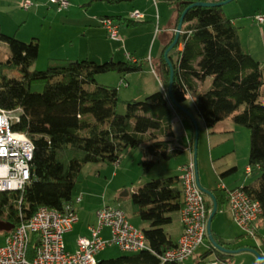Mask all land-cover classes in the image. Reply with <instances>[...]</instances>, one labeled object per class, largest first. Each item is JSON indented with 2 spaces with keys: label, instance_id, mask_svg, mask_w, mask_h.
Segmentation results:
<instances>
[{
  "label": "trees",
  "instance_id": "obj_1",
  "mask_svg": "<svg viewBox=\"0 0 264 264\" xmlns=\"http://www.w3.org/2000/svg\"><path fill=\"white\" fill-rule=\"evenodd\" d=\"M105 1L121 4L135 0ZM170 2L178 5L179 21L188 10L179 42L168 55L174 71L173 84L170 87L171 68L164 54L175 35L158 64L163 90L143 100L123 102L118 87L101 85L96 79L111 72L122 76L139 72L141 64L130 60L102 64L90 60H51L45 70H37L34 66L40 52L38 40L24 43L6 35L0 26V53L1 45L9 48L8 58L0 61V109L20 111L13 130L26 134L34 146L31 180L24 191L0 192V222L17 228L30 221L41 207L63 211L74 201L86 166L119 164L128 150L143 151L146 172L160 160H172L180 152L171 149L175 142L172 105L175 102L183 106L191 97L195 118L203 121L209 131L228 120L250 131L249 166L258 177L240 189L261 203L260 221H264V65L243 49L239 29L222 7L190 8L205 0ZM126 22L133 27L139 25L131 20ZM181 45L183 49L179 50ZM207 80L211 81L209 87H205ZM34 84L43 85V91L33 92ZM121 104L126 109L124 114L118 113ZM195 139L192 124L193 149ZM212 193L218 214L228 202L229 191L218 189ZM130 199L137 208L136 216L147 225L142 231L149 250L98 264H177L163 262L161 256L178 244L166 227L173 224L185 205L180 176L152 179L132 193ZM205 203L210 214L214 205L207 195ZM212 233L219 246L231 245ZM37 246L38 238L32 236L31 258ZM211 254L220 262L233 257L211 246L202 259Z\"/></svg>",
  "mask_w": 264,
  "mask_h": 264
},
{
  "label": "crops",
  "instance_id": "obj_2",
  "mask_svg": "<svg viewBox=\"0 0 264 264\" xmlns=\"http://www.w3.org/2000/svg\"><path fill=\"white\" fill-rule=\"evenodd\" d=\"M15 1L20 2L22 0H0V26L2 31L7 35L15 36L24 41H26V39L38 40L40 45V52L38 60L34 66L35 69H44L48 67L51 60H90L102 64L109 61L127 62L129 61L128 55H130V61H135L136 63L141 64L143 68L139 72L127 74L125 76L117 73L119 76L114 78L113 84L115 83L114 85H118V83L120 82V96L125 97L127 101L143 100L147 96L163 90V85L157 73L158 64L160 58L162 57L164 48L172 41L179 23L178 5L171 4V0H135L133 3L121 4H111L105 0H69L71 6L66 11H59V9L56 7V9L52 8L49 5L44 4L43 0H33L34 5L32 7H34V12H29L23 17V20H20L18 18L17 13H15L14 11H10V5H13ZM183 1L189 2L191 0ZM205 1L220 3L224 0ZM261 7L260 12L255 15L254 19H257L256 17L259 16L264 17V6ZM6 9H8L9 11L4 12L3 10ZM136 11L145 16L144 20H137L132 18V14ZM118 17H120L121 19H118ZM103 18H113V20L119 24L120 30L118 40L110 41L109 39H107L102 29L103 27L100 23V20ZM126 20L139 22V25L135 27L129 26ZM24 23H28V25L26 26V31L22 33L23 28L21 25H23ZM233 23L235 24L234 21ZM259 23L260 22L258 21V24ZM260 24V26L264 25V23ZM58 27H61L62 31H60ZM254 29L256 30L257 34H259L260 32L262 33V37L264 40V26L263 29H260L261 31L256 28ZM76 30H79L80 35L82 34V36L75 35L74 31ZM144 31H149V35H142V32ZM43 37L47 38L48 44H43ZM83 37H86V39H83ZM154 38H156V42H160L156 53H154V47L152 48V50L150 47V44L153 42ZM241 44L243 49L247 53H249L256 61L264 65V41H262L261 37L260 43H258L260 45L259 51L256 49L257 44L256 48H247L243 45L242 40ZM141 45H143L142 50ZM4 48L7 51L6 47ZM182 49L183 46L181 45L179 47V50ZM7 55L9 54L7 53ZM111 73L116 74V72ZM208 81L210 82V80H207V82L205 83V87H207ZM172 109L175 141L177 139L176 126L178 125L183 129L185 139L187 138L188 142L191 143L192 124L194 125L192 118L188 116L189 120L187 122L185 121V117L183 116V114L179 112L176 107L172 105ZM183 113L186 114L185 112ZM225 122L219 123L213 129V131H209L201 120L199 121V123L197 122V124L198 126L204 125L206 130L210 132V136H212L215 134V131L225 132L226 129H228V131L230 129H234V125H224ZM171 149H178L180 152L176 157L181 160L184 159L182 163L177 164V166L172 170L173 172H169L170 176H179L180 166L189 163L191 159L195 162L194 152L190 150L189 147V150H186L189 151V153L187 152V154L189 155L186 159L185 156L187 154L183 148L172 145ZM224 160L225 159H220L222 167V172H220V175L223 179H228L224 180L223 184H219V186L224 185L227 190H234L243 188L244 186L253 182L247 180L245 181L239 176L234 177V173L237 172L238 169L242 168V165H246L247 159L245 161H240L239 159L231 161L228 159L225 162ZM247 167H250L249 158ZM246 170L247 168L245 169V173L247 176L255 175L254 173L247 174ZM101 175L102 174L98 172L99 178L101 177ZM199 182L200 185L208 189L209 182L205 173H203V177L201 176V179L199 178ZM219 186L216 190L220 189ZM138 189L139 188L132 190L131 192H127L126 196L118 197V199H116V202L120 203L125 199H127V201L131 200L130 195ZM89 198L90 197H88L87 201L81 198V202L74 205L75 211L78 215V222L74 224L72 230L65 235L66 250L69 252H74L76 250L77 240L80 237L89 238L91 236L90 227L96 225L97 223V211L99 209L97 208L96 210H93L92 208H89ZM106 198H104V200ZM120 198H123L124 200H120ZM224 207L229 208V202L225 203L222 206L221 210ZM136 211L134 212L135 216ZM228 214L231 215V213ZM174 219L178 222L179 225L176 240V242L178 243L183 231V226L181 223V213L177 214ZM128 220L132 226L139 230H144L145 228H147V225L144 222L132 224L129 218ZM260 224L261 221L258 223V233H260ZM212 231H214L215 235L218 236L224 243L231 244L227 245L228 249L235 250V240H233L230 234L216 232L213 229ZM4 236L6 240L7 235L4 234ZM101 236L104 240H110L111 229L108 227L104 228ZM211 246L212 244L210 243L207 251L211 248ZM238 247L244 248L250 246L242 245ZM100 254L101 253H99L98 256ZM204 255H202L200 258L201 260H199L195 264L203 263L201 261H203L204 258L202 259V257ZM232 258L233 257H231L227 262H224V264H230ZM98 261L100 262L101 260Z\"/></svg>",
  "mask_w": 264,
  "mask_h": 264
},
{
  "label": "built area",
  "instance_id": "obj_3",
  "mask_svg": "<svg viewBox=\"0 0 264 264\" xmlns=\"http://www.w3.org/2000/svg\"><path fill=\"white\" fill-rule=\"evenodd\" d=\"M47 1L55 5L59 11H66L71 6L69 0ZM20 6L28 11L33 3L24 1ZM132 18L144 20L145 16L136 11ZM257 19L264 23V17L259 16ZM100 23L110 39L118 40L120 26L117 22L111 18H103ZM128 59L131 60L130 55ZM19 112L0 109V192L24 191L31 180L33 143L26 134L13 130V125L19 121ZM190 150H194L191 143ZM246 172L253 173L252 167H248ZM179 176L185 204L181 212L183 231L177 246L167 250L161 256V260L186 264L208 239L210 214L207 211L205 194L198 186L194 160L179 167ZM219 188L227 190L224 185H220ZM227 191L234 222L246 236L257 237L258 223L263 215L261 203L251 199L241 189ZM80 202L81 198H78L66 205L63 211L41 207L30 221L14 228L6 236L4 245L0 246V264H98V254L107 247L116 245L125 254L149 250L143 231L130 224L120 207L104 206L97 211L96 225L90 227L91 236L80 237L76 250L67 251L65 235L78 222L74 205ZM107 227L111 229L110 240H104L101 236L103 229ZM32 236L38 238V246L34 257L31 258Z\"/></svg>",
  "mask_w": 264,
  "mask_h": 264
},
{
  "label": "rangeland",
  "instance_id": "obj_4",
  "mask_svg": "<svg viewBox=\"0 0 264 264\" xmlns=\"http://www.w3.org/2000/svg\"><path fill=\"white\" fill-rule=\"evenodd\" d=\"M27 1V0H25ZM30 1V0H28ZM227 1V0H224ZM222 1V2H224ZM24 2L15 1L11 6L10 11H14L17 13L18 18L23 20V17L27 15L29 12H34V7L30 8V10H24L21 8L20 4ZM30 2L33 3V0ZM211 2V1H209ZM35 3V2H34ZM43 3L49 5L52 8L56 6L50 4L47 0H43ZM214 3V2H211ZM34 5V4H33ZM264 6V0H234L223 6V10L225 14L231 18L236 27L239 29V36L242 40V43L247 48H256L259 51L260 45V37L263 40V35L260 32L256 33V29H263L261 24H258V19H254L255 15L260 12V7ZM57 8V7H56ZM55 8V9H56ZM263 8V7H261ZM4 12H8L9 10H3ZM258 18V17H256ZM257 22V23H256ZM28 23H24L22 26L23 32L26 31ZM60 31H62L61 27H58ZM102 28V27H100ZM107 39H110L105 31L102 28ZM75 35L79 36L80 31H74ZM144 33V34H143ZM7 35V34H6ZM142 35L148 36L149 31L142 32ZM10 36V35H8ZM49 36V34H48ZM82 36V34L80 35ZM17 38V37H16ZM18 40L24 43H30L32 39H26V41L17 38ZM86 39V37H83ZM43 44H48V40L46 37H43ZM160 42H156V38L153 39V42L150 44L151 50L154 47V53H156L157 48L159 47ZM2 52L0 53V61H4L8 58L9 48L8 46L1 45ZM7 51L5 50V48ZM143 49V45H141V50ZM75 62V61H72ZM47 68V67H46ZM37 69V70H45ZM119 75L116 73H106L97 76V82L101 85L107 86H115L114 78ZM102 77V78H101ZM211 82V81H210ZM208 81L207 87L210 85ZM43 85L34 84L32 86L33 92H42ZM123 102H126L127 99L125 97L120 96ZM185 110L191 114L192 117L195 118V111L193 108V100L192 97L182 106ZM126 111L124 104H121L118 108V113L124 114ZM15 116V115H13ZM185 121L188 122V115L184 116ZM195 120L199 123L200 120ZM234 125L233 130L226 129L225 132H217L210 136V132L206 130L203 126H198L199 128V138H198V147H197V163H198V175L201 179L203 177V173L206 174L207 180L209 182V187L206 189L207 191H214L218 188L219 184H223L224 180L228 178H222L220 172H222L221 161L220 159L235 161L239 159L240 161H245L247 159L246 165H242V168L238 169L237 172L234 173V177L239 176L243 180L254 181L258 176L255 174L254 176H247L245 173V169L248 168V158L250 156V131L241 126H236L231 121H226L224 125ZM188 125V124H187ZM176 126V125H175ZM177 139L173 143V145L183 148L185 151L190 147V143L187 138L185 139L183 129L176 126ZM183 136V137H182ZM189 153V151H186ZM194 152V150H193ZM189 154L185 157L187 159ZM146 158L144 157V153L141 149L128 150L124 153L120 164L110 165V164H101V165H93L90 164L84 168L82 171L79 182L74 192V201L81 197L83 200L87 201L88 197V206L93 210L101 209L104 206H119L130 219L132 224L142 223V220L135 216L134 212L137 210L135 205L131 202V200L121 201L120 203L116 202V199L120 196H126L127 192H131L137 188L144 186L147 182L152 179L168 177L170 176L169 172H173L172 170L184 161L178 159L177 157L173 158L170 161L160 160L157 162L154 168H151V171L146 172L143 167V163ZM192 161V159H191ZM190 161V162H191ZM189 162V163H190ZM186 163V164H189ZM205 164V165H203ZM98 172L101 173V177L99 178ZM201 182V181H200ZM210 189V190H209ZM107 197V198H106ZM104 198H106L104 200ZM229 209V210H228ZM230 213V208L224 207L220 212H218L216 218L213 220L212 229L216 232H220L223 234H230L233 238L235 250H244L242 252L234 254L232 261L230 264H260L258 256L252 251L256 250L259 256L263 260L264 264V221L261 222V226L259 228V232L257 237H249L246 236L245 233L236 225ZM231 216V218H230ZM179 229L178 222L174 219L172 225L166 227V232H168L174 241L177 240V230ZM5 236L4 233H0V246L4 244ZM210 241L206 239L204 243L196 250L194 256L186 263V264H195L198 262L202 255H204L209 247ZM250 246L240 248L238 246ZM73 250V249H72ZM123 253L118 246L107 247L101 254L97 257V260H110L116 259L123 256ZM224 264V262L217 261V257L215 254H211L203 259V263L200 264ZM229 264V263H225Z\"/></svg>",
  "mask_w": 264,
  "mask_h": 264
},
{
  "label": "water",
  "instance_id": "obj_5",
  "mask_svg": "<svg viewBox=\"0 0 264 264\" xmlns=\"http://www.w3.org/2000/svg\"><path fill=\"white\" fill-rule=\"evenodd\" d=\"M234 0H227V1H224V2H220V3H211V2H195L193 3L190 8L192 7H204V8H212V7H223L225 6L226 4L230 3V2H233ZM188 10H186L183 15L181 16L180 18V21H179V24H178V27H177V30H176V34H175V39L173 41V43L170 45V47L166 50L164 56H165V59L167 61V63L169 64L170 68H171V82H170V87H172V84H173V79H174V71H173V68H172V64L168 58V55H169V52L171 50L174 49V47L178 44L179 42V38H180V34H181V31H182V27H183V24H184V19H185V16L187 14ZM169 94H171V89L169 90ZM173 105L178 107L180 110H182L183 112H185L188 116H190L192 118V121L194 123V126H195V133H196V139H195V145H194V159H195V165H196V175H197V182H198V186L199 188L201 189V191L209 196L213 202V210L212 212L210 213V216H209V221H208V239L210 241V243L212 244V246L214 248H216L218 251L224 253V254H230V255H234L236 253H239V252H242L244 250H237V251H233V250H230V249H227L225 247H222V246H219L217 244V242L215 241L214 239V236H213V233H212V223H213V220L217 214V211H218V205H217V202H216V199L213 195L212 192L210 191H207L205 190L201 185H200V182H199V175H198V164H197V147H198V138H199V128H198V124H197V121L195 120L194 117L191 116V114H189V112L187 110H185L182 106H177L175 104V102H173ZM15 226L9 224V223H4V222H0V233H9L11 232L12 230H14ZM253 253H255L258 258H259V261H260V264H263V260L262 258L259 256L258 252H256V250L252 251Z\"/></svg>",
  "mask_w": 264,
  "mask_h": 264
},
{
  "label": "bare ground",
  "instance_id": "obj_6",
  "mask_svg": "<svg viewBox=\"0 0 264 264\" xmlns=\"http://www.w3.org/2000/svg\"><path fill=\"white\" fill-rule=\"evenodd\" d=\"M217 215V214H216ZM216 217V216H215Z\"/></svg>",
  "mask_w": 264,
  "mask_h": 264
}]
</instances>
